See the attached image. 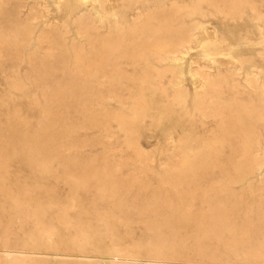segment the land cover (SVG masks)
Wrapping results in <instances>:
<instances>
[{"label":"rangeland","instance_id":"374dc122","mask_svg":"<svg viewBox=\"0 0 264 264\" xmlns=\"http://www.w3.org/2000/svg\"><path fill=\"white\" fill-rule=\"evenodd\" d=\"M56 1L57 0H54V1L53 0H44V4L46 5V7L44 9V13L47 14V19H49L48 22H50V23L56 22L61 29H63L64 24H68V26L66 28L68 31L66 33H63L62 36L64 38L65 43L68 46L66 48V51H65V55H67L65 58L68 57L67 59H69V60H67L68 62L66 61L65 58L62 60L63 61L62 62L63 68L61 66H59V65H61L60 59H58V57L56 55H50L48 53L47 49L45 48V45L38 41V39H37V35L39 34L38 29H34L29 43L22 48L14 46L12 43H10L9 38L7 37V46L9 47L8 51L10 53V56L7 59L4 58V60L0 61V123H1L0 126H2V128H5L7 126V122L11 121L13 123V126L17 125L19 128H21L22 134L24 137L23 138L24 142H30L31 147L33 148V150H32L33 152L30 155L29 160H27L25 162H21L19 156H11V155L3 156V162L5 161L4 164H5L6 172H4L3 174L0 173V219L2 220V221L0 220V264H110V263L102 261L101 256L112 255L114 247H120L125 252V255H124L125 257L123 256L124 258H122V257L118 258L116 256H114V258H109L110 260L116 262L115 264H144L143 263L144 259L150 258L152 256L150 254L142 252L143 251L142 248L147 247L148 245H151V246L153 245V242H151V241L154 240V238L152 237L153 236L152 234L154 233V231H151V230H154V228H153L154 224L162 222V223H165L168 225V224H172L176 221V219H173V218H168V219H163V220L159 219L157 216L158 211L154 210L153 208L154 207L155 208L156 207L161 208V205H159V203H155V204H154V202L152 203V201H153L152 198L156 199L155 196H157L159 198V200L166 198V192H169V190L171 189L170 182L173 181L172 176H174V174L168 170V166L174 165L172 167H176L178 165V162H177L178 158L177 157H179V155L182 154L183 152H186V150L188 148L190 149V152H191L189 154H192L195 156V154L206 150V147H204V145L201 146L203 143H207V142L211 143V141L207 138V136L209 135L210 131L213 129V127H212L213 122L209 121L210 119H201V117L199 116V113H198V110L196 107V103H195V99H194V93L192 92L194 89V86L191 83L192 82V80H190L191 77H190L189 73L187 72L188 71L187 68H189V64H190L191 59L199 56L201 49H200V47L195 48L194 43H191V46L193 49L191 48L188 51V53L185 55L184 59L182 60V63H183L182 64V72L184 73L183 74V81H184V85H185L184 94H182V96H178L176 93L177 89H174L175 87H173V85H171L172 81L173 82L176 81L175 79L171 78L172 72L167 73V71H169L171 67H169L167 65L163 66L164 64L162 62H159L157 59H155L153 56H150V55H148L146 57L149 60H147L145 58L146 61L142 60V61L137 62V61H132L130 59H126V60L123 59L125 61L122 62V67L120 66V68L122 70L121 71L122 77H120L121 75H117V74H115V75L109 74L107 67H106L105 74L100 73V74L96 75L97 78L94 76V78H92V79H91V77H93V76H91L90 80H88L87 77L82 72H79V73L78 72H75V73L72 72V70H73V62H72L73 54H74L75 50L81 51L83 56H85V53H86V56H85L86 58L85 57L83 58V62L84 61L85 62L84 63L82 62V64H84V66H86L91 61L92 51L96 53V51H98L99 49L97 50V49L91 47V45L88 42H86L87 40L84 36L77 34L75 32V29H73L71 26H69L71 24L68 21L64 12L62 15L57 14V12L55 11ZM65 1L66 0H62V1L60 0V2H59V4L63 3V7H62L63 9H65V5H66ZM160 1H162V0H130L129 6H127V7L121 6V9H122L121 15H126V14L130 13V7L133 5H138V6L143 7V5H145V3H147V2L154 3V5H158L160 3ZM165 1L169 3L173 0H171V1L165 0ZM174 1H178V2L183 3V4H185V3L186 4H188V3L195 4L196 3V0H174ZM53 2H54V4H53ZM112 2L115 3V5L118 4L117 0L116 1L111 0V3ZM78 4H79L78 1H76L74 3V5H78ZM204 7H205V5H202V4L200 5V11L203 12L202 16L200 14L198 15V13H196V12L188 14V13H186V11L182 10V11H178L175 13V14H178V16L175 15L174 19L181 20L182 22L185 20L183 23L186 26L191 25L194 21H196L198 19V20H200V22H203L201 24L205 25L209 31H211L210 29L212 27H213L212 29L215 28L214 31H215V34L217 35V37H220V36L225 37L226 43L227 44L231 43V37H230V33H229V20L220 18V16L218 14H216L212 11L208 12L206 9H204ZM45 11H47V12H45ZM186 22L188 23V25ZM206 24L207 25L211 24V25L207 26ZM70 27H71V29H70ZM101 30L104 31L105 29H101ZM71 38H74V46L73 47L70 45L71 44ZM2 48H3V51L5 52L6 51L5 48L4 47H2ZM69 49H71L70 53L68 51ZM16 52H19V54H20L18 56V58L13 57V55ZM65 62H67V65ZM41 63H42V65H40ZM53 63H54V66L52 65ZM140 63H142V64H140ZM35 64L38 65L39 71L36 70V72H35V69H34ZM138 64H140V65L138 66ZM147 64H148V66H147ZM52 66L54 67V69ZM194 66L196 67L197 64L195 63ZM55 67H56V69H55ZM59 67L61 70L57 71V68H59ZM123 67L126 71L123 69ZM150 67L153 69L156 68L157 70H160L161 74L157 75V77L144 75V72ZM164 67H166L167 69L169 68V70H167ZM134 68L137 69V71H139V72H137ZM67 69H71V71L67 70ZM55 70L57 72H54ZM123 70L125 72L128 71L127 76ZM161 70L162 71L164 70L163 74H162ZM135 72H137L138 75ZM72 73L74 74V76ZM71 75L73 76V78H71L72 77ZM75 75H76V77H75ZM68 76H71V77H68ZM108 76L110 77V79L108 78ZM140 76L145 77L146 78L145 80H147V81L140 80V78H142ZM83 77H86L87 81H85L86 79ZM158 77H161V78H158ZM69 78L73 79V82H74V83H72L73 85L75 84V82L77 84L79 82V85L75 84L76 87L79 86L80 88H84V87H86V88L91 87V88L82 89L83 90L82 92H81V90H76L77 92L75 90H73L74 92L73 91L68 92V93H66V95L61 96L62 94H64L63 92H59L62 90L61 85H63V83L66 84L67 79L69 80ZM111 78H113V79H111ZM134 78H135V80H134ZM137 78H139V79H137ZM169 78H170L171 82L168 83V81H170ZM77 79H79V80H77ZM153 79L156 80L157 82L156 81L154 82ZM159 79H160V81H159ZM148 80H150V81H148ZM69 82H72V80L71 81L69 80ZM160 82H162V84ZM93 84H94V86H93ZM163 84L165 86L164 89H162ZM141 85H142V88H141ZM111 86L117 88L118 90L117 91L116 90H114V91L105 90V87H111ZM124 86H125V88H124ZM92 88L94 89V91H93L94 93H92V90H93ZM96 88H98V89H96ZM121 88H123V89H121ZM128 88L130 91L127 90ZM140 88H141V90H140ZM155 88H157L158 90H156ZM185 88H187L188 90ZM103 89H104V92H103ZM84 90H85V92H84ZM90 90H91V92H90ZM153 90H154V92H153ZM95 91H97V93ZM80 93L81 94L83 93V94L80 95ZM102 93H103V95H102ZM104 93L106 94V96H104ZM154 93H156V94L154 95ZM42 94H44L45 96ZM108 95H114L115 98H112L111 96H108ZM70 96H72V97H70ZM83 96H84V98H83ZM87 96H90L89 99L87 98ZM91 96H93V97H91ZM117 96H121V98H119ZM81 98H83V99L81 100ZM85 99H87V101H85ZM122 99H123V101H122ZM114 100L116 103L114 102ZM83 101H84V103H82ZM93 101H95V102H93ZM71 102H72V104H71ZM88 102H90V103H88ZM46 104H47V106H46ZM48 105H51V107ZM55 105H57V106H55ZM86 105H88V109L86 108L87 107ZM89 105H90V107H89ZM103 105H105V106H103ZM193 106H194V108H193ZM100 107H101V110H100L101 112H99V110H97V109H100ZM102 108H104V109H102ZM125 108H126V110H125ZM86 109L88 111H86ZM128 109H130V111ZM42 110H45L47 112L46 113V115L48 117L47 118L48 120L46 122L47 124L44 123V121H43L44 114H41ZM91 110L93 112H91ZM53 111L55 114L52 113ZM136 111L138 113H136ZM139 111H141V112H139ZM89 113H91L92 115ZM110 113L113 115H110ZM93 114L96 115V117L94 116V119H96V120L98 119L97 121H100V118H101L100 122L102 124L98 122L100 125L98 124L99 126H97V127L94 124V122L92 125L93 119H90V118H93L92 117ZM108 114L110 116H108ZM86 115H87V117H86ZM61 116L63 117L62 119L60 118ZM97 117H99V118H97ZM105 117H108V119H106ZM8 118H9V120H8ZM110 118H111V120H110ZM112 118H113V120H112ZM52 119H55V120H52ZM85 119H86V121H85ZM61 120H63V121H61ZM51 121H53V122H51ZM87 121H89V122H87ZM54 122H56V123H54ZM60 122H62V124ZM86 122H87V124H86ZM90 122H91V124H88ZM105 122L107 125L105 124ZM124 122H125V124H123ZM103 123H104V125H103ZM108 124H109V126H108ZM211 124H212V126H211ZM44 125L46 128L44 127ZM87 125H90V126H87ZM63 126H65V127H63ZM68 126L70 128H68ZM84 126H86V127H84ZM100 126H102L103 130H102V128H100ZM129 126H132V127L129 128ZM204 126H206V128H205L206 130L205 129L202 130L204 128ZM58 128H60V129H58ZM97 128H98V130H97ZM133 128H135V129H133ZM64 129H65V131H64ZM60 132H62V133H60ZM1 133H2V135H4L5 131L3 130ZM29 134L30 135L37 134L39 137H37V138L26 137ZM52 134H53V136H52ZM46 135H47V137H46ZM60 135L63 138H60ZM135 135H136V137H135ZM58 136H59V138H58ZM64 136H65V138H64ZM133 136H134V138H133ZM41 137H42V139L45 138L44 141L41 140ZM30 138H32V139H30ZM63 139L66 141H63ZM130 139H131V141H130ZM3 140H4L3 138L0 139V141H3ZM51 141L52 142H55V141L59 142L60 141L59 142L60 144L65 143L64 147L66 149L69 148L68 152H67V150H65L66 152H63V154H65V155L62 154V157L57 161H56V159L51 158L49 155H48V157H47V155H45L44 156L45 159L43 160L45 163L43 162V164H42L43 166L40 165V167L39 166L34 167L33 160L35 159V155L33 153H35V152H37V153L43 152L44 153V149H43L44 145L46 143H51ZM69 142H71V143H69ZM68 144L71 146L69 147ZM139 146H140V148H139ZM221 150H222V153L227 151L224 153L225 155L221 156V158H226L227 157L226 154L228 153V148L225 147ZM70 153H73L72 154L73 158L74 157H76V158L73 159ZM145 153H147V154H145ZM126 155H128V156H126ZM113 156L115 158H113ZM68 157H69V159H68ZM188 157H189V159L193 158V156H188ZM64 159L65 160L68 159L66 161V163H63V162H65ZM95 160H96V162H95ZM78 161H79V163H78ZM108 161H109V164L107 163ZM113 161H118L121 163L123 162L122 163L123 166L120 168L119 171L115 172L116 174L114 176L116 177V179L118 178L117 181L119 180V181L123 182V180H124V182L127 183L126 189L130 192H128L127 190L122 191L121 193H119V196L113 197L110 201H107L106 198H104V196H105V193H109V191H107L108 187H107L106 191L103 190L105 192H104V194H102L103 198H101V194L99 192H101V190H102V187L100 184L103 182L101 181L99 176H96V175H99V172L103 167L110 168V165H112ZM138 161H140V162H138ZM57 162H58V164H57ZM144 164H145V166H144ZM92 165H96L97 167H94ZM98 165H99V167H98ZM140 165H142L144 167H142ZM83 166L85 168H83ZM126 166L130 170L125 169V168H127ZM88 167L90 168V170L88 169ZM133 167L137 168V169L139 168V169L137 170V169H134ZM34 168H36V169H34ZM98 168H100V169L97 171ZM92 169H93V171H95V170L96 171L93 173ZM65 170H67V171H65ZM74 170H76V171H74ZM82 170H84V171L81 173ZM87 170L89 171V176L92 175L91 179H89L90 177L87 176L88 175ZM71 171H73V173H71L72 175H70ZM62 172L63 173L65 172L63 175H67V177L62 176L61 175ZM66 172H68V173H66ZM90 172H92V174ZM232 172H234V171L231 169L227 171V173L231 174V175L229 174L230 177L233 175L231 178L234 177V173H235V172L234 173H232ZM134 173H136V174L134 175ZM73 174H74V176H78V177L75 178L73 176ZM218 174L219 173H217V171H211V170L203 171L202 175H204V176L201 177V181L198 183L199 187H201V185L203 187H205L212 180H213V182L216 181L218 178L217 176H219ZM82 175L85 177H83ZM2 176H5V177L1 178ZM68 176H73L74 180H73V178H68ZM79 176H80L81 180H79ZM95 176L100 181H98V179H96ZM83 178L89 179L91 181L87 180L88 182L86 183L85 182L86 179L83 180ZM239 178L241 179L239 182L231 181L227 185V189H229L231 193L235 194L238 197L244 196V198L250 199L248 208L241 206L237 210L238 220L243 224H247V225L251 226L256 231H258V233L261 234V232L264 231V229H262L261 223L255 220V210H256L257 206H259V207L264 206V191L256 190L254 188V186H256V184H257V178L256 177H253L250 174H246L244 172L243 173L241 172V175L239 176ZM170 179H172V180H170ZM92 180H93V182H92ZM165 180L167 182V185H166ZM83 181L85 183H81ZM77 182L79 185L77 184ZM129 182H130V185L132 184L131 186L128 185ZM206 182H208V183H206ZM213 182L210 183V184H213V185H211L212 189L210 191L205 190V191H203L204 193H202V194L200 193L201 195H199L197 197L198 199L196 201V204L194 202V203H191L189 205L188 212L193 214L197 211H201V210L204 211L214 198L219 197L223 194V192L221 191L223 186L218 184V183H213ZM13 183L15 184V186L13 185ZM83 184H85V186ZM92 184H94V185H92ZM159 184H160V186H159ZM198 184L196 183V185H198ZM17 185L19 188L17 187ZM90 185H91V187H88ZM152 185H153V187H152ZM168 185H170V187ZM196 185H193V184L191 185V183H189V182L187 184L181 183L179 186V190L181 189L180 191H181L182 195L181 194H180L181 196L180 195H178V196L173 195L172 196V198L174 197L173 201L176 200V197H179L180 201L178 202L177 205L180 207H183L185 205V203L189 199L192 198L191 193H192V190L194 189V187ZM85 187H87V188H85ZM184 187H186V188H184ZM20 188L23 189V191L20 190ZM104 188L105 187H103V189ZM157 188H159V189H157ZM163 188H167L168 190H164ZM183 188L185 190L188 189V191L186 190V192H184ZM28 189H29V192H28ZM86 189L89 192L85 191ZM94 189L96 190V192L94 191ZM189 189H191V190H189ZM17 190L19 192H17ZM157 190H159V192ZM42 191H43V193H42ZM93 191H94V193H92ZM189 191H191V192H189ZM38 193L40 196L37 195ZM131 193H132V195L130 196ZM156 193H157V195H156ZM163 193H164L165 197H164ZM26 194L28 195L27 197H26ZM16 195H18V196H16ZM91 195H93V196H91ZM95 195L100 196V197H96ZM135 195H137L136 198H135ZM151 195H152V197H151ZM161 195H162V197H161ZM24 196H25V198H24ZM129 196L132 198L130 199ZM19 197L21 200L19 199ZM52 197H54V198L52 199ZM167 197L169 198L170 195L168 194ZM17 198H18V201L20 200L19 203L17 201ZM32 198H33V200H32ZM137 199H138L139 203L136 202ZM142 199H144V200H142ZM22 200H24V201H22ZM34 200H36V201H34ZM58 200L61 201V203L58 202ZM3 201H4V203H3ZM104 202H105V204H104ZM17 203L21 206H16ZM63 203H64V205H61ZM107 203H109V204H107ZM148 203H149V205H148ZM151 203H152V205H151ZM28 204H29V206H28ZM95 204H97V205L99 204V206H97ZM133 204H135L136 206ZM138 204H140V205H138ZM39 206H41V207H39ZM63 206H65V207L68 206L67 208H69V206H71V207L69 209H67ZM164 206L165 207L162 208L163 210L161 209L165 213L164 215L169 214L171 211L169 212V209H167L168 205L167 206L164 205ZM132 207H134V209ZM26 208H27V210H26ZM59 208H60V210H59ZM99 208H102V209L99 210ZM135 208L139 209V211L136 210ZM144 208H145V210H144ZM61 209H64V210H61ZM95 209H97V210H95ZM166 209H167V211H166ZM23 210H25V211L23 212ZM28 211H29V213L31 212L30 215H29ZM40 211H43L42 216L40 214ZM117 211H118V213H117ZM129 211H131V213H128ZM125 212H127V213H125ZM65 213L67 214V216ZM61 214H64L67 218H69L68 220L70 221L71 224L77 226V228H75L76 233L78 232L79 236H82L81 238H83L81 240V242L79 241V243H81L80 245H81L82 249L78 248V247L76 248L75 245H73L71 243L70 237H72L75 230L73 227H70L66 230V228L60 223V220H59V217L61 216ZM99 214H101V215H99ZM146 214H147V216H146ZM130 215H132L133 217ZM55 216H57V217H55ZM69 216H71V218ZM122 216H123V218H122ZM150 216H151V218H150ZM100 217L104 220H102ZM142 217H144V219ZM56 218H58V219H56ZM127 218H128V220H127ZM153 218L154 219L156 218V219L154 220ZM32 219L33 220L36 219V220L33 221ZM136 219H138V220H136ZM140 219H142V221ZM149 219L151 220L148 222L150 224L147 223V221ZM158 219H159V221H158ZM38 220H39V225H40V223H43L44 224L43 228L47 227L46 229H48L52 232L53 236L50 237V240L47 239L44 234H42L41 227L38 225ZM125 220L127 223L125 222ZM191 222H193V221H191ZM146 223L148 226L146 225ZM88 225H90V227ZM23 227H24V229H23ZM156 227H155V229H156ZM21 228L23 229L22 231H20ZM144 228H145V230L146 229L147 230L145 231ZM166 229L167 228H165V230ZM25 230H26V232H25ZM168 230H169V227H168ZM187 230H189V229H187ZM194 232H195V229H194ZM262 233H264V232H262ZM9 234H10V236H9ZM119 234L121 236L123 234L124 237L122 236L120 238ZM6 235H7V237H6ZM28 236L29 237L31 236V238H29ZM144 236H146V237H144ZM259 237L264 239V234H261V236H259ZM21 239H22V242H21ZM121 239H123V240H121ZM129 239L133 242H131ZM144 239H145V241H144ZM124 240H126L128 243ZM138 240H140L141 243ZM112 241H113V243H112ZM129 243H130V245H129ZM132 243H134V245H132ZM113 244H115V245H113ZM118 244H120V245H118ZM223 246H224L223 244L220 245L219 250L217 251V256L220 259V263H214V264H244L242 259H240L239 257H234V256H231L230 254H227V252L223 249ZM152 248H153V246H152ZM129 251H131V252H129ZM55 252L72 253V254L60 256V255H55ZM78 253H84V254H87L89 256L88 257H80L79 255H77ZM186 253L188 254L187 257H189L190 260H194L197 262H205L201 258H199L198 256H195L194 253L192 252V250L189 248L186 249ZM134 257H136V259ZM115 258L116 259L118 258V259L116 260ZM123 260H125V261H123ZM207 263L208 262L206 261L205 264H207ZM208 264H210V262ZM252 264H254V263H252ZM257 264H264V260H262L261 263H257Z\"/></svg>","mask_w":264,"mask_h":264},{"label":"bare ground","instance_id":"6f19581e","mask_svg":"<svg viewBox=\"0 0 264 264\" xmlns=\"http://www.w3.org/2000/svg\"><path fill=\"white\" fill-rule=\"evenodd\" d=\"M76 1H78V3H79L78 5H74V3ZM113 1H116V0H113ZM59 2H60V0H57L56 4H55V11L57 12V14L62 15L64 12L68 21L71 24L69 26H71L73 29H75V32L77 34L84 36L87 40V41L86 40L85 41L88 42L91 45V47H93L97 50L99 49L98 51H96V53L92 51L91 61L88 64L87 63L89 61L88 60L86 62L88 65L85 64L86 66H84V64H82L83 58L86 56V53H85V56H83L81 51L75 50V52L73 54V60H72L73 70H72V72H74V73L75 72H78V73L82 72L87 77L88 80H90L91 76H93V77H91V79H92V78H94V76L97 78L96 75H98L100 73L105 74L106 67H107L109 74L121 75L122 70H121L120 66L122 67L123 61H125L126 59H130L132 61H137V62L142 61V60L146 61V59H147L146 57L148 55H150V56H153L155 59H157L159 62H162L164 64L163 66L167 65V66L171 67L170 70H169V68L168 69L166 68L167 66L164 68L169 70V71H167V73L172 72L171 78L175 79L176 81L171 82V80L169 78L170 81H168V83L171 82L172 83L171 85H173V87H175L174 89H177V92H176L177 95L182 96V94H184V87H185L184 81H183V74L184 73L182 72V64H183L182 60L184 59V57L188 53V51L192 48L191 43H194L195 48L200 47V49H201L199 56L192 58V59L190 58L191 61L189 64V68H187V70H188L187 72L189 73V75L191 77L190 80H192L191 83L194 86V89L192 92L194 93V99H195V103H196V107H197L199 116L201 117V119H210L209 121L213 122V126L211 124L213 129L210 131L209 135L207 136V138L211 141V143H209V142L203 143L201 146L204 145V147H206V150L195 154V156L192 154H189L191 152H190V149L188 148L186 150V152H183L182 154L179 155V157H177L178 158V161H177L178 165L176 167H172L174 165L171 166L170 165L171 163L169 164L170 166H168V170L174 174V176H172L173 181L170 182L171 189L169 190V192H166V198L159 200V198L157 196H155L156 199L152 198V200H153L152 203L153 202H154V204L159 203V205H161V208L160 207L159 208H157V207L153 208L154 210L158 211L157 216L159 219L163 220V219L173 218V219H176V221L174 223L168 224V225L165 223H162V222H159V223L155 222L156 224H154V226H153L154 230H151V231H154V233L152 234L153 236L151 235L154 238V240H152V241L150 240L151 242H153V245H152L153 248L151 245H148L147 247L142 248L143 249L142 252H145V253L150 254L152 256L150 258L144 259L143 263L144 264H205L206 261L208 263L210 262V264L220 263V259L217 256V251L219 250V246L222 244L224 245L223 249L227 252V254H230L231 256H234V257H239L240 259H242L244 264L261 263L262 260H264V239H262L259 236H261V234H264V233H262L264 231H262L260 234V233H258V231H256L251 226H249L247 224H243L238 220L237 210L241 206L248 208L250 199H246V198H244V196L238 197L235 194L231 193L230 190L227 189V185L231 181L239 182L241 180L239 178V176L241 175V172L242 173L244 172L246 174H250L253 177L257 178V184H256V186H254V188L256 190L264 191V0H196L195 4H190V3L183 4V3H180V2L174 1V0L168 3L165 0H162V1H160V3L158 5H154V3H150V2L145 3V5H143V7L138 6V5H133L130 7V13H128L126 15H121V12H122L121 6H125V7L129 6L130 0H117L118 4H116V5L113 2L111 3V0H66L65 1V3H66L65 9L62 8L63 3L59 4ZM53 4H54V2H53ZM201 4L205 5L204 9H206L208 12L212 11V12L218 14L220 16V18L229 20V33H230V37H231V43L227 44L225 37H222V36L217 37V35L215 34V31H214L215 28L212 29L213 27L211 26L212 27L210 29L211 31H209L205 25L201 24L203 22H200V20H198V19L196 21H194L189 26H186L183 23L185 20L182 22L181 20L174 19L175 15L178 16V14H175V13L178 11H182V10L186 11V13H188V14L196 12V13H198V15L200 14L202 16L203 12L200 11V5ZM45 7H46V5L44 4V0H0V61L4 60V58L7 59L10 56V53L8 51L9 47L7 46V37L9 38L10 43H12L14 46L22 48L29 43L34 29H38V31H39V34L37 35L38 41L45 45V48L47 49V51L50 55H56L58 57V59H60L61 65H59V64L58 65L62 67V65H63L62 60L67 56V55H65V51H66V48L68 47L64 41L62 34L66 33L68 31L66 29L68 24H64L63 29H61L56 22L55 23L48 22L49 19H47V14L44 13ZM45 12H47V11H45ZM187 25H188V23H187ZM208 25H211V24H208ZM71 27H70V29H71ZM101 29H105V30L102 31ZM70 45L72 47L74 46V38H71V44ZM2 47L5 48V50H6L5 52L3 51ZM70 50L71 49L68 50L69 53H70ZM19 55H20L19 52H16L13 55V57L18 58ZM67 58H65L66 61L69 60ZM123 59H125V60H123ZM147 60H149V59H147ZM67 62H65L66 65H67ZM195 63L197 64L196 67L194 66ZM140 64H142V63H140ZM140 64H138V66ZM40 65H42V63ZM52 65L54 66V63ZM147 66H148V64H147ZM34 69H35V72H36V70L39 71L38 65L35 64ZM53 69H54V67H53ZM55 69H56V67H55ZM71 69H67V70L71 71ZM123 69H124V67H123ZM58 70H61L60 67L57 68V71ZM135 70L137 71V69H135ZM57 71L55 70L54 72H57ZM163 71H162V74H163ZM137 72H139V71H137ZM137 72H135V73L138 75ZM125 73L127 76L128 71ZM159 74H161L160 70H157L156 68L153 69L151 67L148 68L144 72V75L156 76V77ZM76 75H75V77H76ZM71 76H68V77H71ZM73 76H74V74H73ZM73 76L71 78H73ZM86 77H83V78L86 79ZM120 77H122V75ZM140 77H142V78H140ZM140 77H139L140 80L146 79L143 76H140ZM71 78H69V80L70 81L72 80V82H69V80L67 79L66 84L63 83V85H61L62 90L59 92L64 93L61 96L66 95V93L72 92L73 90H75V91L81 90V92H82L83 91L82 89L86 88V87L80 88L79 86L76 87V85H79V82H78V84L75 82L76 85L74 84L75 85L74 86L72 84V83H74L73 79H71ZM108 78L110 79L109 76H108ZM135 78H134V80H135ZM139 78H137V79H139ZM158 78H161V77H158ZM87 79L85 81H87ZM111 79H113V78H111ZM77 80H79V79H77ZM145 81H147V80H145ZM148 81H150V80H148ZM155 81L156 80H154V82ZM159 81H160V79H159ZM160 83L162 84V82H160ZM93 86H94V84H93ZM164 87L165 86L163 84L162 89H164ZM88 88H91V87H88ZM88 88H86V89H88ZM124 88H125V86H124ZM141 88H142V85H141ZM141 88H140V90H141ZM96 89H98V88H96ZM121 89H123V88H121ZM155 89L158 90L157 88H155ZM185 89H187V88H185ZM105 90H110V91L116 90L117 91L118 89L111 86V87H105ZM127 90H129V88ZM93 91H94V89L92 90V93H94ZM84 92H85V90H84ZM90 92H91V90H90ZM95 92L97 93V91H95ZM103 92H104V89H103ZM153 92H154V90H153ZM105 93H104V96H106ZM82 94L80 93V95H82ZM155 94L156 93H154V95ZM42 95H44V94H42ZM102 95H103V93H102ZM84 96H83V98H84ZM108 96L115 98L114 95H108ZM70 97H72V96H70ZM89 97L90 96H87L88 99H89ZM91 97H93V96H91ZM117 97L121 98V96H117ZM83 98H81V100ZM85 101H87V99H85ZM122 101H123V99H122ZM93 102H95V101H93ZM114 102H115V100H114ZM82 103H84V101ZM88 103H90V102H88ZM71 104H72V102H71ZM90 105H89V107H90ZM46 106H47V104H46ZM48 106L51 107V105H48ZM55 106H57V105H55ZM86 106H87L86 108L88 109V105H86ZM103 106H105V105H103ZM101 107H100V109H97V110H99V112H101L100 111ZM104 108H102V109H104ZM193 108H194V106H193ZM87 109H86V111H88ZM125 110H126V108H125ZM128 110L130 111V109H128ZM91 112H93V111L91 110ZM139 112H141V111H139ZM46 113L47 112L45 110L41 111V114H44V119H43L44 123H46L48 120ZM52 113H54V111ZM136 113H138V112L136 111ZM89 114H91V113H89ZM95 114H93V116H92L93 118H90V117L89 118L93 119L92 125L94 122V124L97 127L100 125L99 123H101L100 122L101 118H100V121H97L98 119L97 120L94 119V116L96 117V115H97V114L96 115ZM110 115H113V114L110 113ZM110 115L108 114V116H110ZM86 117H87V115H86ZM60 118L62 119L63 117L61 116ZM97 118H99V117H97ZM105 118L108 119V117H105ZM8 120H9V118H8ZM52 120H55V119H52ZM63 120H61V121H63ZM110 120H111V118H110ZM112 120H113V118H112ZM85 121H86V119H85ZM51 122H53V121H51ZM87 122H89V121H87ZM87 122H86V124H87ZM54 123H56V122H54ZM60 123L62 124V122H60ZM88 124H91V122ZM105 124H106V122H105ZM123 124H125V122ZM103 125H104V123H103ZM87 126H90V125H87ZM108 126H109V124H108ZM44 127H45V125H44ZM63 127H65V126H63ZM84 127H86V126H84ZM130 127H132V126H129V128ZM68 128H70V127L68 126ZM98 128H97V130H98ZM100 128H102V126H100ZM205 128H206V126H204V128L202 130H204ZM58 129H60V128H58ZM65 129H64V131H65ZM133 129H135V128H133ZM3 130L5 131L4 135H2V133H1ZM102 130H103V128H102ZM60 133H62V132H60ZM61 135H60V138H63L62 137L63 135L62 136ZM52 136H53V134H52ZM26 137L37 138L39 136L37 134H33V135L29 134ZM46 137H47V135H46ZM135 137H136V135H135ZM1 138L4 139L3 141H0V173L3 174L4 172H6L5 164H4L5 161L3 162V156H5V155L19 156L20 161L25 162V161L29 160L30 155L33 152L32 151L33 148L31 147L30 142H24V139H23L24 137H23L21 128H19L17 125L13 126V123L11 121L7 122V126L5 128H2V126H0V139ZM32 138H30V139H32ZM58 138H59V136H58ZM64 138H65V136H64ZM133 138H134V136H133ZM44 139H42V137H41L42 141H44ZM56 141L55 142L51 141V143H46L44 145V148H43L44 153L43 152L33 153L35 155V159L33 160L34 167L35 166L40 167V165L43 164V162H44L43 160L45 159L44 158L45 155H47V157L49 155L51 158L56 159V161H57L62 157L63 152H66L65 150H67V152H68L69 148L66 149L64 147L65 143L60 144L59 143L60 141L59 142H56ZM63 141H66V140L63 139ZM130 141H131V139H130ZM69 143H71V142H69ZM70 146L71 145H69V147ZM225 147L228 148V153L226 154L227 157L221 158V156L225 155L224 153L227 152V151H225L224 153H222L221 149H223ZM139 148H140V146H139ZM70 154L72 156L73 153H70ZM145 154H147V153H145ZM63 155H65V154H63ZM126 156H128V155H126ZM188 156H193V158L189 159ZM72 158H73V156H72ZM74 158H76V157H74ZM113 158H115V157L113 156ZM68 159H69V157H68ZM67 160H65V162H63V163H66ZM95 162H96V160H95ZM138 162H140V161H138ZM78 163H79V161H78ZM107 163L109 164V161ZM122 163L118 162V161H113L112 165H110V168L103 167L100 170L99 175H96V176H99V178L103 182L101 184L99 183L102 187L101 192H99L101 194V198H103L102 194H104V192L106 191V189L108 187L107 191H109V193H105V196H104V198H106L107 201H110L113 197L119 196V193H121L122 191L127 190L126 189L127 183L124 182V180H123V182H121L119 180L117 181L118 178L116 179V177L114 176L116 174L115 172L119 171L120 168L123 166ZM57 164H58V162H57ZM92 166L97 167L96 165H92ZM140 166H142V165H140ZM144 166H145V164H144ZM144 166H142V167H144ZM98 167H99V165H98ZM83 168H85V167L83 166ZM34 169H36V168H34ZM88 169L90 170L89 167H88ZM93 169H92V172L94 173L96 170L93 171ZM99 169L100 168H98L97 171ZM125 169H128V167ZM134 169H137V168H134ZM230 169L235 172V173L232 172V173H234L233 178H231L233 175L230 177L231 174L227 173V171ZM76 170H74V171H76ZM128 170H130V169H128ZM206 170L217 171V173H219L218 174L219 176H217L218 177L217 180L215 179L216 177L214 178L216 181L213 182V180L212 181L210 179L209 180L213 183H218V184L222 185L223 188L221 189V191L223 192V194L219 197L214 198L204 211L201 210V211H197V212L192 214V213L188 212L189 205L191 203H194V202L196 204V201L198 199L197 197L199 195H201L202 193H204L203 191H205V190L210 191L212 189L211 185H213V184H210L211 182L208 185H206L205 187H203L202 185H201V187H199V184H198L201 181V177L204 176V175H202L203 171H206ZM65 171H67V170H65ZM83 171L84 170H82L81 173ZM68 172H66V173H68ZM87 172H88L87 176H89V171L87 170ZM92 172H90V173L92 174ZM64 173L62 172L61 175L67 177V175H63ZM71 173H73V171L70 172V175H72ZM135 174L136 173H134V175ZM73 176H74V174H73ZM73 176H68V178H73ZM91 176H89L90 177L89 179H91ZM96 176H95V178L98 179ZM4 177L5 176H2L1 178H4ZM74 177L77 178L78 176H74ZM83 177H85V176H83ZM85 179L86 178H83V180H85ZM89 179H86L85 182L87 183L88 182L87 180H89ZM73 180H74V178H73ZM79 180H81L80 176H79ZM170 180H172V179H170ZM89 181H91V180H89ZM98 181H100V180L98 179ZM85 182L83 181L81 183H85ZM92 182H93V180H92ZM165 182H166V180H165ZM188 182L191 183V185L192 184L196 185V183L198 185H196L194 187V189L192 190V193H191L192 198L187 201L188 203L186 202L183 207H180L177 205L178 202L180 201L179 197H176V200L173 201L174 197L172 198V196L173 195H175V196L180 195L181 194V191H180L181 189L179 190L180 184L181 183L187 184ZM206 183H208V182H206ZM77 184H78V182H77ZM13 185L15 186L14 183H13ZM83 185L85 186V184H83ZM92 185H94V184H92ZM128 185H130V182L128 183ZM166 185H167V182H166ZM159 186H160V184H159ZM168 186L170 187V185H168ZM17 187H18V185H17ZM88 187H91V185ZM103 187H105V188L103 189ZM152 187H153V185H152ZM21 188H20V190L23 191V189H21ZM85 188H87V187H85ZM159 188H157V189H159ZM184 188H186V187H184ZM163 189L168 190L167 188H163ZM103 190H105V191H103ZM186 190L188 191V189H186ZM186 190L184 189L183 191L186 192ZM189 190H191V189H189ZM85 191H87V189ZM94 191L96 192L95 189H94ZM94 191L92 193H94ZM157 191L159 192V190H157ZM17 192H19V191L17 190ZM28 192H29V189H28ZM87 192H89V191H87ZM128 192H130V191H128ZM189 192H191V191H189ZM42 193H43V191H42ZM132 193L130 194V196L132 195ZM164 193H163V195H164ZM168 194L170 195L169 198L167 197ZM37 195H39V193ZM152 195H151V197H152ZM156 195H157V193H156ZM16 196H18V195H16ZM27 196L28 195L26 194V197ZM91 196H93V195H91ZM130 196H129V198L131 199L132 197H130ZM136 196L137 195H135V198H136ZM96 197H100V196H96ZM161 197H162V195H161ZM164 197H165V195H164ZM24 198H25V196H24ZM53 198L54 197H52V199ZM19 199H20V197H19ZM138 199L136 202H138ZM32 200H33V198H32ZM142 200H144V199H142ZM17 201H18V198H17ZM19 201H18V203H19ZM22 201H24V200H22ZM34 201H36V200H34ZM58 202L61 203V201H59V200H58ZM3 203H4V201H3ZM18 203L16 206H21ZM152 203H151V205H152ZM99 204L98 205L95 204V205L99 206ZM104 204H105V202H104ZM107 204H109V203H107ZM61 205H64V203ZM133 205H135V204H133ZM138 205H140V204H138ZM148 205H149V203H148ZM164 205H166V206L168 205L167 209H169V212L171 211L169 214L164 215L165 213L162 211L163 210L162 208L165 207ZM28 206H29V204H28ZM39 207H41V206H39ZM63 207H65V206H63ZM67 207L68 206H66L65 208H67ZM70 207L71 206H69V208ZM69 208H67V209H69ZM132 208L134 209V207H132ZM97 209H95V210H97ZM100 209H102V208H99V210ZM135 209L139 211V209H137V208H135ZM167 209H166V211H167ZM26 210H27V208H26ZM59 210H60V208H59ZM61 210H64V209H61ZM144 210H145V208H144ZM24 211L25 210H23V212ZM28 213H29V211H28ZM30 213H29V215H30ZM117 213H118V211H117ZM125 213H127V212H125ZM128 213H131V211H129ZM40 214L42 216L43 211H40ZM99 215H101V214H99ZM66 216H67V214H66ZM66 216L64 214H61V216L59 217L60 223L66 228V230L70 227H73L75 230V228H77V226L71 224L70 221L68 220L69 218H67ZM130 216H132V215H130ZM146 216H147V214H146ZM55 217H57V216H55ZM69 217L71 218V216H69ZM122 218H123V216H122ZM142 218L144 219V217H142ZM150 218H151V216H150ZM56 219H58V218H56ZM159 219H158V221H159ZM35 220H33V221H35ZM102 220H104V219H102ZM127 220H128V218H127ZM136 220H138V219H136ZM140 220L142 221V219H140ZM255 220L260 222L262 225V229H264V206H262V207L257 206L256 207ZM149 221H151V220L149 219L147 221V223ZM191 221H193V222H191ZM125 222H126V220H125ZM147 223H146V225H147ZM148 224H150V223H148ZM38 225H39V220H38ZM39 226L41 227L42 234H44L46 236V238L50 240V237L53 236L52 232L50 230L46 229L47 227L43 228V226H44L43 223H40ZM88 226L90 227V225H88ZM24 227H23V229H24ZM155 227H156V229H155ZM168 227H169V230H168ZM145 228H144V230H145ZM165 228H167V229L165 230ZM23 229L21 228L20 231H22ZM187 229H189V230H187ZM194 229H195V232H194ZM25 232H26V230H25ZM10 234H9V236H10ZM122 236H123V234H122ZM122 236L120 235V238ZM6 237H7V235H6ZM81 237L82 236H79L78 232L76 233V230L74 231V234L72 235V237H70L71 243L73 245H75L76 248L78 247V248L82 249V247L80 245L81 243H79V241L81 242V240L83 239ZM144 237H146V236H144ZM29 238H31V236ZM123 239H121V240H123ZM124 241H126V240H124ZM138 241L140 242V240H138ZM144 241H145V239H144ZM21 242H22V239H21ZM131 242H133V241H131ZM112 243H113V241H112ZM113 245H115V244H113ZM118 245H120V244H118ZM129 245H130V243H129ZM132 245H134V243H132ZM188 248L192 250V252L194 253L195 256H198L199 258H201L205 262H197L194 260H190V258L187 257L188 254L186 253V249H188ZM129 252H131V251H129ZM71 254L72 253L55 252V255H60V256L61 255L62 256L63 255L64 256L65 255H71ZM77 255H79L80 257H88L89 256V255L84 254V253H78ZM124 255H125V252L122 248L114 247L112 255H103V256H101V259L104 262H107L110 264H115L116 262L110 260L109 258H114V256H116L118 258H121V257L124 258L125 257ZM134 258L136 259V257H134ZM125 260H123V261H125Z\"/></svg>","mask_w":264,"mask_h":264}]
</instances>
